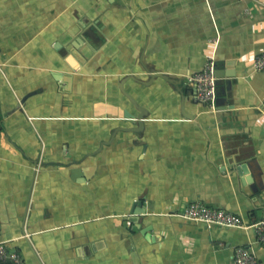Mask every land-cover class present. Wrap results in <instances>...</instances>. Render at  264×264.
<instances>
[{
	"label": "crops",
	"instance_id": "crops-1",
	"mask_svg": "<svg viewBox=\"0 0 264 264\" xmlns=\"http://www.w3.org/2000/svg\"><path fill=\"white\" fill-rule=\"evenodd\" d=\"M263 51L264 0H0V241L26 264H233L239 247L264 264L253 228L179 216L264 220ZM211 56L217 113L189 80Z\"/></svg>",
	"mask_w": 264,
	"mask_h": 264
},
{
	"label": "built area",
	"instance_id": "built-area-1",
	"mask_svg": "<svg viewBox=\"0 0 264 264\" xmlns=\"http://www.w3.org/2000/svg\"><path fill=\"white\" fill-rule=\"evenodd\" d=\"M254 71H264V51L253 60ZM216 61L214 56L207 59L203 69L193 75L189 80L195 86L197 99L210 111L217 113V82ZM180 217L205 224L207 227H220L228 229L253 228L257 235L258 243L264 248V220L253 225L247 223L242 216L228 213L223 210L211 209L201 203L187 206ZM0 264H26L24 257L7 247V243L0 241ZM233 264H260L254 252L239 247L233 255Z\"/></svg>",
	"mask_w": 264,
	"mask_h": 264
},
{
	"label": "water",
	"instance_id": "water-1",
	"mask_svg": "<svg viewBox=\"0 0 264 264\" xmlns=\"http://www.w3.org/2000/svg\"><path fill=\"white\" fill-rule=\"evenodd\" d=\"M216 76H217V70H216ZM217 78H219V77L217 76ZM217 109H218L217 112H221L222 111L221 109H224V108L217 106ZM143 119H144L143 115L141 117H135V120H137L136 122H138L139 125H141V120H143ZM247 165L249 166V164H246V166L244 165L241 168H238V172L240 173V175H246L247 174V168L249 169V167H250V166L248 167ZM136 213H139V212H136Z\"/></svg>",
	"mask_w": 264,
	"mask_h": 264
}]
</instances>
